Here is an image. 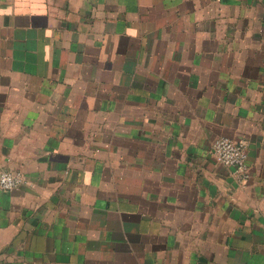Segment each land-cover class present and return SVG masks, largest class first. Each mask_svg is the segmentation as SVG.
<instances>
[{"label":"crops","instance_id":"crops-1","mask_svg":"<svg viewBox=\"0 0 264 264\" xmlns=\"http://www.w3.org/2000/svg\"><path fill=\"white\" fill-rule=\"evenodd\" d=\"M0 166V264H264V0H0Z\"/></svg>","mask_w":264,"mask_h":264},{"label":"built area","instance_id":"built-area-1","mask_svg":"<svg viewBox=\"0 0 264 264\" xmlns=\"http://www.w3.org/2000/svg\"><path fill=\"white\" fill-rule=\"evenodd\" d=\"M211 155L217 163L225 167H232L243 178L247 171V153L244 141H234L227 137L214 139L210 149ZM22 182L18 173L3 169L0 166V190L12 191Z\"/></svg>","mask_w":264,"mask_h":264}]
</instances>
